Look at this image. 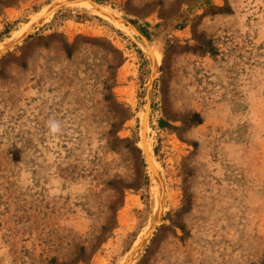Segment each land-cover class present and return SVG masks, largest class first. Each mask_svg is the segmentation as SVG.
<instances>
[{
    "label": "rangeland",
    "instance_id": "374dc122",
    "mask_svg": "<svg viewBox=\"0 0 264 264\" xmlns=\"http://www.w3.org/2000/svg\"><path fill=\"white\" fill-rule=\"evenodd\" d=\"M79 1L0 0V264H264V0Z\"/></svg>",
    "mask_w": 264,
    "mask_h": 264
},
{
    "label": "bare ground",
    "instance_id": "6f19581e",
    "mask_svg": "<svg viewBox=\"0 0 264 264\" xmlns=\"http://www.w3.org/2000/svg\"><path fill=\"white\" fill-rule=\"evenodd\" d=\"M79 3H82V4L86 5L87 7L91 8L92 10H94V11H96V12H100V13H102V14L105 15V11L101 10L100 7H99V5H96V4H94V3H91V2H88V1H85V0H81V1H79ZM67 4H68V3H67ZM68 5H70V4H68ZM45 11H46V9H43L41 12H39V14L37 15L36 19H38L39 17H41V15H43V14L45 13ZM152 52H153V51H152ZM152 54H153V53H152ZM157 57H158V56H157ZM154 58H156L155 55H154ZM155 60H157V58H156ZM146 151H147V153H148L147 146H146ZM147 155H148V154H147ZM147 158H148V157H147ZM153 163H154V162H153ZM154 217H156V213H154Z\"/></svg>",
    "mask_w": 264,
    "mask_h": 264
},
{
    "label": "clouds",
    "instance_id": "9594fccd",
    "mask_svg": "<svg viewBox=\"0 0 264 264\" xmlns=\"http://www.w3.org/2000/svg\"><path fill=\"white\" fill-rule=\"evenodd\" d=\"M48 126H49V129H50V132L53 133V134H56V133L60 132V130H61L60 123L55 121V120H50L48 122Z\"/></svg>",
    "mask_w": 264,
    "mask_h": 264
},
{
    "label": "trees",
    "instance_id": "16d2710c",
    "mask_svg": "<svg viewBox=\"0 0 264 264\" xmlns=\"http://www.w3.org/2000/svg\"><path fill=\"white\" fill-rule=\"evenodd\" d=\"M142 31H143V33H145L146 35H147V31L145 30V29H142ZM198 123L200 122V118L198 117ZM159 125L160 126H170L168 123H166L165 121H163V120H160L159 121Z\"/></svg>",
    "mask_w": 264,
    "mask_h": 264
},
{
    "label": "water",
    "instance_id": "95a60500",
    "mask_svg": "<svg viewBox=\"0 0 264 264\" xmlns=\"http://www.w3.org/2000/svg\"><path fill=\"white\" fill-rule=\"evenodd\" d=\"M142 137H143V149H144L145 152H147V151H146L145 140H144V133H143V136H142Z\"/></svg>",
    "mask_w": 264,
    "mask_h": 264
}]
</instances>
